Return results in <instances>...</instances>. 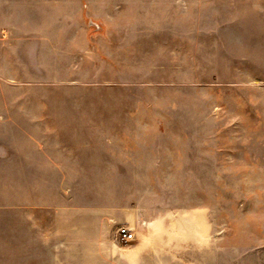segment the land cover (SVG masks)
<instances>
[{"label": "rangeland", "instance_id": "rangeland-1", "mask_svg": "<svg viewBox=\"0 0 264 264\" xmlns=\"http://www.w3.org/2000/svg\"><path fill=\"white\" fill-rule=\"evenodd\" d=\"M24 130L58 169L0 164L11 264L50 261L27 213L55 203L59 264H264V0H0V136Z\"/></svg>", "mask_w": 264, "mask_h": 264}, {"label": "crops", "instance_id": "crops-1", "mask_svg": "<svg viewBox=\"0 0 264 264\" xmlns=\"http://www.w3.org/2000/svg\"><path fill=\"white\" fill-rule=\"evenodd\" d=\"M15 24V23H14ZM14 24H11L13 26ZM19 28H21L19 26ZM12 33H15V31H11ZM51 49V52L53 50V44L52 42L47 43L45 47H49ZM15 48V46H14ZM13 46H9V52L12 53ZM54 49H57V45H55ZM10 54V53H8ZM51 59V58H50ZM9 61V63H7ZM17 61L19 64H17ZM4 66L5 63L9 64L10 66L13 65V68H15L16 64L17 66L21 67L24 66L25 60L24 58H21L18 54L14 57L9 56L5 57L4 60ZM50 64H52V61L50 60ZM14 72V71H13ZM19 73V72H18ZM12 132H7V134H3L0 136L3 140L2 144L0 146V164L6 165L9 169H16V167L20 170H57L58 169V159L56 153H53V149H55L58 146L57 142V134H53L52 132H36V131H30V130H24L20 135V140L18 142V150L15 151V144H13L12 141L16 137L11 134ZM54 137V142H53ZM50 139V141H48ZM15 166V167H14ZM47 201V197L38 196L29 198L26 200L27 204H39L40 202L44 203ZM36 207H41V205H36ZM42 211V214L49 215L51 219V225L50 227L46 226L45 223L41 222L39 223V217L42 216L41 212L40 214L34 211H29L27 213V217H33L28 219V222L30 226L34 227L38 233H40L41 237V245L45 247L46 249V255L42 256L44 260H50L47 264H59V208L57 203L47 206H42L40 208ZM35 212V213H34ZM27 219V218H26ZM0 224H4V226L8 229V232L5 233V230L3 229V236L0 240V264H11V252L15 250L16 248L11 249V244L15 243V241L12 239V232L10 227V220L9 219H0ZM130 231L134 232V235L136 232L132 229L127 227ZM33 242V240H30V242ZM125 241V242H130ZM12 242V243H11ZM29 242V241H28ZM29 242V244H30ZM109 245L111 246L110 249L118 247L121 248L122 245L119 243H115L114 241H108ZM21 244V243H20ZM28 244V243H26ZM25 245V243H23ZM22 245V246H23ZM107 246V244H105ZM27 246L21 247L23 251H27ZM109 247V246H108ZM134 251H131V250ZM141 247L137 244L135 246L130 245L129 251L120 252L121 254L116 255L115 257L112 256L111 253L104 252V255L101 257L103 258V264H114L115 260L117 261V264H143V259L136 255L134 253L136 250H140ZM21 250V249H20ZM49 252V254H47ZM36 257L37 254L35 255ZM110 258V259H109ZM116 264V263H115Z\"/></svg>", "mask_w": 264, "mask_h": 264}, {"label": "built area", "instance_id": "built-area-1", "mask_svg": "<svg viewBox=\"0 0 264 264\" xmlns=\"http://www.w3.org/2000/svg\"><path fill=\"white\" fill-rule=\"evenodd\" d=\"M121 239L129 241L134 238V232L130 231L127 227L122 226L118 230Z\"/></svg>", "mask_w": 264, "mask_h": 264}]
</instances>
